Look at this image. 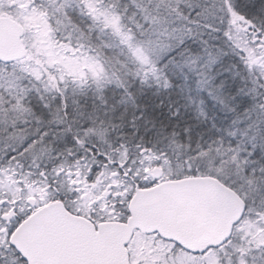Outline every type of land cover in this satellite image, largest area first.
<instances>
[{"label":"snow or ice","instance_id":"snow-or-ice-1","mask_svg":"<svg viewBox=\"0 0 264 264\" xmlns=\"http://www.w3.org/2000/svg\"><path fill=\"white\" fill-rule=\"evenodd\" d=\"M0 264H264V0H0Z\"/></svg>","mask_w":264,"mask_h":264}]
</instances>
